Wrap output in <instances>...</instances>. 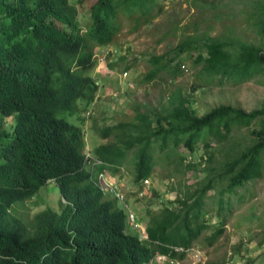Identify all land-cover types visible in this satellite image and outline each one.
<instances>
[{
    "label": "trees",
    "instance_id": "trees-1",
    "mask_svg": "<svg viewBox=\"0 0 264 264\" xmlns=\"http://www.w3.org/2000/svg\"><path fill=\"white\" fill-rule=\"evenodd\" d=\"M167 1L0 0V264H147L156 255L182 261L185 255L176 248L199 242L212 247L235 214L233 200L245 204L257 194L264 178V101L250 112L223 104L197 116L177 90L164 105L133 108L124 121L96 130L104 140L96 157L111 164L130 156L137 183L156 175L172 182L180 170L204 166L201 182L186 185L174 200L157 198L160 207L149 215L145 241L126 233L123 211L102 196L85 167L84 139L67 117L91 103L97 91L88 49L150 30L166 14ZM247 7L248 24L264 38V0ZM197 23L194 29L204 28L203 33L179 39L172 58L165 53L150 58L146 78L183 75L180 63L189 56L194 68L200 66L195 76L202 85L255 79L264 86V43L211 37ZM162 26L165 32L155 44L178 31L177 24ZM119 66L128 71L137 61L118 55L108 64ZM220 152L223 159L216 164ZM51 180L66 203L61 214L46 208L29 223L12 215L14 204ZM210 201L217 207L215 223L206 219ZM256 207L239 222L264 227V204Z\"/></svg>",
    "mask_w": 264,
    "mask_h": 264
},
{
    "label": "rangeland",
    "instance_id": "rangeland-1",
    "mask_svg": "<svg viewBox=\"0 0 264 264\" xmlns=\"http://www.w3.org/2000/svg\"><path fill=\"white\" fill-rule=\"evenodd\" d=\"M75 1L69 0L70 3ZM252 1L257 0H195V5L191 0H168L164 4L166 14L159 17L150 30H142L136 35L124 34L117 40L116 46H109L110 51H117L114 54L115 59L118 55H126L133 62L137 61V66L131 69L125 78L120 77L119 74L111 76L104 70L103 59L107 50L104 48L99 50L97 54L101 66L94 69L91 74L99 85V91L88 123L90 136L87 138L91 139L87 143V151L93 154L95 146L100 143L96 130L124 121L133 108L143 110L151 106L164 105L167 103V98L177 90L189 98L190 106L197 112V116H202L212 108L223 104L239 107L246 112L260 108L264 101V86L257 84L255 79L237 84L227 83L222 86L217 83L210 87L202 85L195 76L200 66L194 68L191 63L193 59L189 56L180 63L185 67L183 75L172 80H159L157 85L142 86L139 83L144 73L150 69L148 62L150 58L164 53L167 59L172 58L174 56L172 47L178 43L179 39L183 36H198L203 33L204 28L194 29L199 27L197 22L200 21L209 30L208 34L211 37H223L234 42L252 43L255 46L264 43V38L257 27L248 24L246 13L249 8L247 6H250ZM81 9L79 8L80 12ZM164 22L165 25L166 23L174 26L177 24L178 31L170 34L159 44H155L165 32L162 26ZM172 35L178 37L172 40ZM117 71L122 73L123 66H119ZM157 75L165 77L164 72H158ZM198 85L199 88L194 89ZM239 135L243 138L239 139V142L241 146H244V143L248 142L246 130L242 129ZM223 154V152L216 154V164L223 159ZM187 155L185 154L186 157ZM200 155L201 152H198L193 160L197 162ZM189 159L190 157L188 161ZM203 167L199 165L193 171L180 170L171 178L174 180L172 182L159 175L152 177L147 192L148 197L133 199L134 204L129 201L130 210L136 213L142 223H147L149 215L158 212L160 203L157 198L162 201L174 200L181 191H184L186 185L192 186L201 182L204 178V173L201 172ZM131 168V165L127 163L124 165V170L119 172L118 182L124 190L134 187L131 183L133 177ZM255 190L257 194L249 196L253 198L245 204L236 202V199L233 200L235 214L227 220L225 233L215 245L209 248L201 245L200 242L196 245L203 255L204 264H229L231 260H233L232 264H264V243L259 246V242L264 240V227L254 222L248 226L239 222L245 216L253 215L255 205L259 209L258 204H264V178L256 184ZM209 194L212 195L213 192ZM58 196L57 188L49 184L48 187H43L31 201L15 204L12 214L28 223L34 214L45 207L59 211L60 196ZM216 208V204L212 205L210 201L206 219H212L211 223L217 221V217L214 216ZM254 215L253 217L257 219L258 215ZM129 232L136 234L132 229H129ZM182 264H192V262L184 260Z\"/></svg>",
    "mask_w": 264,
    "mask_h": 264
},
{
    "label": "clouds",
    "instance_id": "clouds-1",
    "mask_svg": "<svg viewBox=\"0 0 264 264\" xmlns=\"http://www.w3.org/2000/svg\"><path fill=\"white\" fill-rule=\"evenodd\" d=\"M82 32H84V31H82ZM109 46H116V45L111 42V44L108 43V44L103 45V46H95L93 48L88 49L89 53H90V58H89L90 62L93 63V65H94L92 72L94 71V69H98L101 66V63L99 62V59H98L97 52L104 48L105 50H107L106 56L103 59L104 60L103 61L104 70L108 71L111 76H113L115 74H119L120 77L125 78L127 76V73L130 70H128V71L123 70L122 73H119L117 71V68L111 69L110 67H108V64H110L112 61L116 60L114 54H116V52H117L116 50L110 51ZM182 69H185V67H183ZM92 72H91V74H92ZM147 73H148V71L144 73V75L139 80V83L142 86H147L150 84L157 85L158 80H154V79L150 80V79L146 78ZM91 74H90V76H91ZM157 77L163 78L162 75H158ZM91 78L93 79L92 76H91ZM95 85L97 86V91L95 92L93 101L91 103H89L88 105H86L84 108H81L80 110H78V112L75 115L67 117V120H69L72 123V125L78 127L81 131L82 137H83L84 142H85V153H86V156L88 158L87 163L85 164V167L88 171H90V173H91V175L95 181V185L98 187L102 196L105 199L113 201L115 203L116 207L123 211L125 218H126V233H128L130 235H136L138 237L139 241H145V240H147L146 226H147L148 221H147V223H142V221H140V219L136 216V213H134L130 210L129 201H132V203H133V199L143 198L145 196L148 197L147 192H148V188L150 186V179L152 177L145 179V180H142L140 183H137L134 180V173H133L134 169L131 168L130 171H132V173H133L131 183H133L134 187H132L129 190L128 189L124 190V188H122V186L118 182L119 172L124 170V165L130 161L131 157L130 156H128L126 158L122 157L118 162L111 163V164H107V163L103 162L102 160H99L96 157V155L94 154V150L97 147L104 144V140H100L99 138L98 139L100 140V143L95 146V148L93 150V154H91L86 149L88 147L87 143H88L89 139H91V138H89V139L87 138L88 136H90L89 131H88V127H89L88 123L90 121L89 119L91 117V113H92L93 107L95 105L97 94L99 91V85L97 84L96 80H95ZM140 111H142V110H140ZM5 121L7 124H11L12 119H6ZM94 139H96V138H94ZM49 184H52L58 190L56 183L52 180L48 181L46 183V185L43 187H48ZM58 193H59V190H58ZM59 196H58L60 199L59 200L60 205L58 206L59 211H55L54 208H51V207H45L44 209L50 208L51 210H53L54 213L61 214L62 211L65 209V207L63 208V206L66 203H65V200L61 197L60 193H59ZM32 198H30L26 201H23V202L24 203L29 202L32 200ZM23 202H17V203H23ZM13 206L10 210L11 213H14L13 212L14 211ZM61 206H62V208H61ZM21 220L23 222H25L22 218H21ZM31 220H32V218H31ZM129 229L134 230L136 232V234H131L129 232ZM176 249H177V251H179L180 253H183L185 255V257L182 261H179L177 259H172V258L169 259L163 255H156L147 264H182L184 262V260L185 261L190 260L192 262V264H204V262L203 263H195L193 261L192 250L200 252V250L198 248H196V246H193L189 249H183L182 247H178ZM201 256L203 258L202 254H201ZM232 263H233V260H231L229 264H232Z\"/></svg>",
    "mask_w": 264,
    "mask_h": 264
},
{
    "label": "built area",
    "instance_id": "built-area-1",
    "mask_svg": "<svg viewBox=\"0 0 264 264\" xmlns=\"http://www.w3.org/2000/svg\"><path fill=\"white\" fill-rule=\"evenodd\" d=\"M192 258L195 263H203L200 252L192 250Z\"/></svg>",
    "mask_w": 264,
    "mask_h": 264
}]
</instances>
